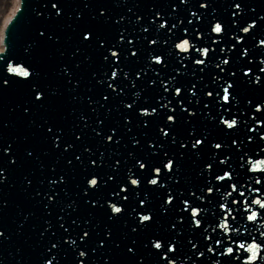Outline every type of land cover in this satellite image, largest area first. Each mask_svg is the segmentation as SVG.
Segmentation results:
<instances>
[{"label": "snow or ice", "instance_id": "6c2138e0", "mask_svg": "<svg viewBox=\"0 0 264 264\" xmlns=\"http://www.w3.org/2000/svg\"><path fill=\"white\" fill-rule=\"evenodd\" d=\"M180 3L187 16L139 0L124 12L42 0L35 12L42 22L23 57L6 58L0 39V93L22 94L15 107L39 130L44 154H55L45 164L30 144L22 155L16 138L0 144V185L8 183L10 166L28 160L46 172L43 187H32L31 173L23 177L25 198L44 212L38 264H61L69 250L74 264H94L101 250L130 254V264H264V54L256 51L264 32L252 35L264 13L242 23L248 5L234 0L228 7L235 19L226 22L206 11L216 12L210 0ZM62 40L73 41L75 59L54 67L53 82L36 51ZM55 53L65 55L61 47ZM85 61L98 64L86 97L77 72ZM85 99L88 111L72 107L57 119L59 106ZM38 112L53 114L37 122ZM69 117L66 128L61 121ZM121 143L133 148L109 163ZM187 160L197 165V182ZM8 204L0 198V213ZM81 209L86 215H74ZM32 215L22 212L17 232ZM5 228L0 241L11 236ZM104 261L112 264L110 256Z\"/></svg>", "mask_w": 264, "mask_h": 264}, {"label": "water", "instance_id": "95a60500", "mask_svg": "<svg viewBox=\"0 0 264 264\" xmlns=\"http://www.w3.org/2000/svg\"><path fill=\"white\" fill-rule=\"evenodd\" d=\"M18 9L16 8L15 14L11 16V20L8 22L4 31V41L8 44V51L6 58L9 56L23 57L25 55L24 48L35 36V29L37 25L42 22L40 18H36L35 12L41 10L40 5L42 0H18ZM65 3L72 4H83V3H103L112 7L114 12L127 11V7H130L136 0H119L120 7H115L114 0H64ZM139 2L145 6L155 4L165 12H174L177 15L187 16V6L180 3V0H139ZM191 3L197 4L199 0H190ZM234 0H210L212 7L216 9V12H212V8H208L206 11L212 15L219 14L227 22L235 17H231V9L228 7ZM245 5H248L246 13L242 14V23L246 22L253 15H259L264 13V0H241ZM172 4H176L177 8L173 9ZM255 9L253 14L252 9ZM68 8L66 11H71ZM142 11H147L148 8L144 7ZM129 15H132L131 13ZM10 19V18H9ZM70 22V18L65 16L62 23L66 25ZM57 31L65 34H71V29L67 27H60L57 25ZM260 32H264V21H258V27L252 32V35H257ZM241 35H245L240 33ZM3 35V31H2ZM1 35V39H2ZM249 43H255L249 37ZM73 41L62 40L59 45L46 46L37 49L36 57L40 63V66L44 71L50 73V77L53 82H57L54 67L61 62H71L75 58L70 56ZM56 47H61L65 55L60 57L55 52ZM91 51V50H89ZM260 54H264V46H260L256 50ZM93 55H95L93 53ZM83 59V56L79 57ZM98 64H89L85 61L80 69L77 70L78 74L83 77L82 86L79 89L81 95L88 96L91 93L88 91V83L91 71L95 70ZM135 69L134 65H130ZM251 75V74H250ZM139 81V78H137ZM24 97L17 90H9L4 93H0V144L6 143L9 140L15 139L16 148L18 154L22 155L23 147L31 145L36 149V152L40 154L41 160L47 164L54 155H45L43 149L47 147L43 143L39 130L34 125L28 123L29 118L22 114L19 107H15L23 103ZM72 107H76L78 110H89L87 100H83L79 104H62L56 110V117L59 119L61 116L69 113ZM15 108V110H13ZM50 112H38L33 115V119L40 122L44 115H52ZM94 118V117H93ZM112 119H119L117 113L113 112ZM4 122H7L6 126ZM66 128H68L72 120L69 117L67 120L61 121ZM139 132V129H134ZM90 130H86V133ZM71 137V134H69ZM27 137V140L24 138ZM86 142L92 145L96 144V140L88 135ZM111 143V142H110ZM133 148L131 144L121 143L119 147L115 149L113 156L109 158V163H114L115 159H120L121 156L127 155L128 150ZM219 151V150H217ZM118 153L119 155H117ZM6 165V157L0 154V166ZM60 166H63V160L60 162ZM12 170L9 171L8 183L0 185V198L9 201L6 209L0 213V226H6V234L11 233V236L7 240L0 241V264H38L39 253L43 251L44 242L40 240L39 231L42 227L44 212L42 207L36 205L32 200L26 199L23 187V177L25 174L31 173L33 178V188L43 187L39 185V180L43 179L46 172L41 170L39 164L34 160L25 161L22 167L10 166ZM197 165L193 164L191 160L185 161V170L188 174L193 177V182H197L195 179V169ZM111 171V169H108ZM70 190H74V185H69ZM63 195V193H61ZM31 211L33 215L24 223L23 231L17 232V228L20 226L19 221L23 218L22 212ZM74 215H86V211L81 209ZM119 226H117L118 228ZM63 231V230H61ZM190 247V246H189ZM17 248H21L22 252H17ZM187 251V249H185ZM95 256L94 264H105L104 257L110 256L112 258V264H130L129 256L101 250L98 253L93 254ZM213 257L215 258L214 254ZM195 258V257H194ZM74 253L69 250L67 255L62 256L61 264H74ZM191 264V262H187Z\"/></svg>", "mask_w": 264, "mask_h": 264}, {"label": "bare ground", "instance_id": "6f19581e", "mask_svg": "<svg viewBox=\"0 0 264 264\" xmlns=\"http://www.w3.org/2000/svg\"><path fill=\"white\" fill-rule=\"evenodd\" d=\"M18 5V0H0V39L4 26L7 24V21L11 18Z\"/></svg>", "mask_w": 264, "mask_h": 264}]
</instances>
